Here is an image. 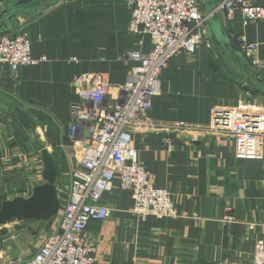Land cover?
Listing matches in <instances>:
<instances>
[{"label":"crops","instance_id":"obj_1","mask_svg":"<svg viewBox=\"0 0 264 264\" xmlns=\"http://www.w3.org/2000/svg\"><path fill=\"white\" fill-rule=\"evenodd\" d=\"M16 1L2 0L0 12ZM201 2L207 14L221 0ZM253 2L264 6V0ZM43 6L39 13L13 17L4 25L27 31L32 57L39 63L21 66L17 75L8 65L0 66V204L29 198L45 182L41 155L33 148L31 131L18 122L16 108L36 122L40 142L56 163L61 208L39 237L57 228L73 172L89 144L84 137L76 142L69 137L79 78L102 75L109 85L108 98L116 99L118 87L132 79L134 64L126 55L152 49L150 36L130 34L127 0H46ZM217 15L240 50L241 37L258 46L262 80L222 47L210 22L206 29L212 49L201 45L193 55L181 53L169 61L150 117L159 124L185 123L193 129L137 128L133 141L140 164L156 188L171 194L178 217L136 216L130 194L115 181L101 203L109 210L108 218L91 222L83 234L97 261L252 264L256 242L264 239V139L259 140L260 158L238 159L233 135L205 128L217 107L253 102L264 108V94L257 89L264 86V22L244 25L241 12L230 19ZM8 226L12 224L2 229ZM22 236L14 241H22ZM39 237L37 243L0 239V264L32 257L42 243Z\"/></svg>","mask_w":264,"mask_h":264},{"label":"built area","instance_id":"obj_2","mask_svg":"<svg viewBox=\"0 0 264 264\" xmlns=\"http://www.w3.org/2000/svg\"><path fill=\"white\" fill-rule=\"evenodd\" d=\"M127 4L131 11L130 34L150 36L152 49L148 54L126 55V60L134 64L132 79L118 87L116 99L108 98L109 85L102 75L79 78L69 137L73 142L84 137L89 144L73 172L69 200L62 208L57 228L39 237L42 243L35 254L28 259L13 258L8 264H129L97 261L83 234L91 222L108 218L109 210L101 203L115 181L130 194L136 216L178 217L171 194L154 186L139 162L133 141L137 128L152 132L193 129L185 123L159 124L150 117L154 100L161 94L162 72L181 53L193 55L201 45L212 49L206 28L215 14L223 13L230 19L241 12L244 25L264 22V6L253 0H221L210 14L203 11L201 0H127ZM239 43L245 59L262 70L263 64L256 58L258 46L248 43L245 37ZM38 63L32 57V43L25 29H0V66L8 65L17 75L21 66ZM205 130L233 135L238 159L260 158L264 108L253 102L217 107ZM226 219L231 220L228 216ZM2 231L1 226L0 239ZM252 264H264V239L256 242Z\"/></svg>","mask_w":264,"mask_h":264},{"label":"water","instance_id":"obj_3","mask_svg":"<svg viewBox=\"0 0 264 264\" xmlns=\"http://www.w3.org/2000/svg\"><path fill=\"white\" fill-rule=\"evenodd\" d=\"M46 0H19L12 3L0 12V29L7 21L13 17H21L23 15H34L43 10ZM56 1V0H53ZM216 8V7H215ZM215 8L211 9L207 14L212 13ZM213 33L222 45V47L234 55L240 63L250 72L258 76L262 80L260 71L245 60L235 37L230 31L222 27L219 22L218 15H213L210 20ZM228 27V21L226 20ZM260 93L264 94V86L257 88ZM16 117L20 125L30 130L33 136V148L41 155L43 162L44 184L37 186L31 197H17L13 200L4 201L0 207V227L12 224L14 222H23L24 227H28L34 222H49L54 219L60 211L61 203L57 192V168L54 157L48 152L46 147L40 142V136L36 133V122L25 111L16 108ZM45 231L42 230V233Z\"/></svg>","mask_w":264,"mask_h":264},{"label":"rangeland","instance_id":"obj_4","mask_svg":"<svg viewBox=\"0 0 264 264\" xmlns=\"http://www.w3.org/2000/svg\"><path fill=\"white\" fill-rule=\"evenodd\" d=\"M0 207H1V204H0ZM14 223L15 224L12 223V226H10L12 228L8 226L2 229L3 231L1 232L2 234L1 241L3 243H37L36 240L39 237V231L41 235L42 230H49L48 225L45 222H34L25 228H23L24 227L23 222H14ZM20 232L25 235L22 236L21 234H19ZM19 236H22L23 240L19 242L14 241V239Z\"/></svg>","mask_w":264,"mask_h":264}]
</instances>
